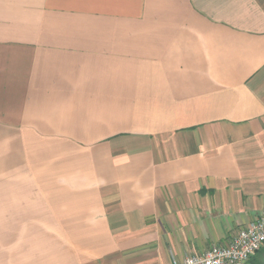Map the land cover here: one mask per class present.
Instances as JSON below:
<instances>
[{
    "label": "crops",
    "instance_id": "crops-1",
    "mask_svg": "<svg viewBox=\"0 0 264 264\" xmlns=\"http://www.w3.org/2000/svg\"><path fill=\"white\" fill-rule=\"evenodd\" d=\"M263 206L264 0H0V264H170Z\"/></svg>",
    "mask_w": 264,
    "mask_h": 264
},
{
    "label": "built area",
    "instance_id": "built-area-1",
    "mask_svg": "<svg viewBox=\"0 0 264 264\" xmlns=\"http://www.w3.org/2000/svg\"><path fill=\"white\" fill-rule=\"evenodd\" d=\"M264 247V206L257 218L246 224L226 246H213L170 264H249Z\"/></svg>",
    "mask_w": 264,
    "mask_h": 264
},
{
    "label": "rangeland",
    "instance_id": "rangeland-1",
    "mask_svg": "<svg viewBox=\"0 0 264 264\" xmlns=\"http://www.w3.org/2000/svg\"><path fill=\"white\" fill-rule=\"evenodd\" d=\"M252 264H264V249L256 255Z\"/></svg>",
    "mask_w": 264,
    "mask_h": 264
},
{
    "label": "trees",
    "instance_id": "trees-1",
    "mask_svg": "<svg viewBox=\"0 0 264 264\" xmlns=\"http://www.w3.org/2000/svg\"><path fill=\"white\" fill-rule=\"evenodd\" d=\"M263 248H264V247H263ZM259 252H260V251H259ZM259 252H258V253H259ZM258 253H257V254H258ZM257 254H256V255H257ZM252 259H254V257H252ZM252 259H251V260H252Z\"/></svg>",
    "mask_w": 264,
    "mask_h": 264
}]
</instances>
